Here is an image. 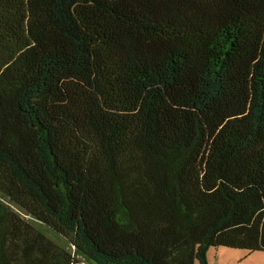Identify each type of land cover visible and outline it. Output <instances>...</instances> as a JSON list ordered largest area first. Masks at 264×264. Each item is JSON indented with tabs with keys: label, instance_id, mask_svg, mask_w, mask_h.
Returning <instances> with one entry per match:
<instances>
[{
	"label": "trees",
	"instance_id": "1",
	"mask_svg": "<svg viewBox=\"0 0 264 264\" xmlns=\"http://www.w3.org/2000/svg\"><path fill=\"white\" fill-rule=\"evenodd\" d=\"M20 211L93 264L264 251V0H0V264H85Z\"/></svg>",
	"mask_w": 264,
	"mask_h": 264
},
{
	"label": "rangeland",
	"instance_id": "2",
	"mask_svg": "<svg viewBox=\"0 0 264 264\" xmlns=\"http://www.w3.org/2000/svg\"><path fill=\"white\" fill-rule=\"evenodd\" d=\"M3 202L8 203L6 199L1 198ZM12 207L17 210L15 205ZM19 211V210H18ZM20 214L31 222L39 231L45 234L49 239L55 243L63 246L66 250L70 251L72 255L77 257L85 264H93L86 260L81 255L74 253V246H72L66 238L57 234L47 226L37 221L35 218L20 211ZM206 257L209 264H264V251H248L241 248H230L226 246H212L208 249ZM194 264H198L196 261Z\"/></svg>",
	"mask_w": 264,
	"mask_h": 264
}]
</instances>
